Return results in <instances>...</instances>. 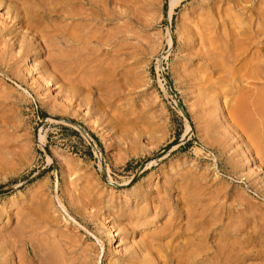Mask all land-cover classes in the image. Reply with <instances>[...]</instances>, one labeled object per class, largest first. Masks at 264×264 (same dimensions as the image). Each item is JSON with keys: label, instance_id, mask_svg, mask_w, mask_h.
<instances>
[{"label": "rangeland", "instance_id": "1", "mask_svg": "<svg viewBox=\"0 0 264 264\" xmlns=\"http://www.w3.org/2000/svg\"><path fill=\"white\" fill-rule=\"evenodd\" d=\"M169 1L0 0V264H264V0Z\"/></svg>", "mask_w": 264, "mask_h": 264}, {"label": "bare ground", "instance_id": "2", "mask_svg": "<svg viewBox=\"0 0 264 264\" xmlns=\"http://www.w3.org/2000/svg\"><path fill=\"white\" fill-rule=\"evenodd\" d=\"M8 1H11V0H8ZM18 1V0H17ZM38 2H39V5L40 6H38L39 8L38 9H32L31 11L29 10V11H27V10H25L24 11V15L22 16V17H20V13L19 12H17L16 14V17H18L19 18V23H21L22 25H32V27L34 26V25H36L37 23L35 22L36 20H37V18L38 17H47L48 15H52V17H55V18H58V17H60L61 19H62V21L63 20H69V25L68 26H70L71 27V33L68 35V42L70 43V44H77L76 42H78V41H80V39H81V35H78L77 33L78 32H76V31H78V30H80L82 27L83 28H85L84 26H83V24L86 22L87 23V25H85L86 26V32H88V31H92V29H90V25L92 24V26L94 25L95 26V24H93V23H96V22H98V21H100V22H103V24H107V23H110L111 22V20H112V16H111V14H110V10H108V9H106L105 8V6H106V4H108L109 3V1L110 0H100L101 2L103 1V4H105V5H103L104 7H100V5L98 4V3H100V1L98 2L97 0H37ZM178 1L179 0H170L169 2V7H170V9H169V14H170V12H171V9H172V7L175 5V4H177L178 3ZM16 2V1H15ZM22 2V1H21ZM102 5V4H101ZM47 6V7H46ZM52 6V7H51ZM57 14H60V15H57ZM100 18V19H97V18ZM49 18V17H48ZM84 22V23H83ZM34 24V25H33ZM91 26V27H92ZM30 27V26H29ZM37 27H39V24H38V26H36V28ZM43 27V26H42ZM31 28V27H30ZM33 28H35V26L33 27ZM87 28H89L90 30H88ZM32 29V28H31ZM38 29H40V28H38ZM82 30V29H81ZM37 32H39L38 30H36ZM83 32V31H82ZM40 33V32H39ZM42 33H44V32H42ZM89 33V32H88ZM87 33V34H88ZM36 34V33H35ZM81 34V33H80ZM86 34V33H85ZM86 34V35H87ZM90 34V33H89ZM93 34L94 33H92V36H93ZM84 35V34H83ZM86 35H85V37H86ZM91 35V34H90ZM88 36V35H87ZM34 37V36H33ZM89 37V36H88ZM86 39V38H85ZM23 42V41H22ZM208 42V41H207ZM202 44V43H201ZM213 45V44H212ZM235 45V44H234ZM24 46V45H23ZM75 46V45H74ZM206 46V45H205ZM203 47V46H202ZM211 47V46H210ZM26 48V47H25ZM29 49V48H28ZM215 50V49H214ZM32 51V50H31ZM210 51H211V49H210ZM212 53V52H211ZM212 56V55H211ZM214 56V55H213ZM204 57V56H203ZM217 57V56H216ZM237 57V56H236ZM205 59H207L206 58V56L204 57ZM205 61V60H204ZM208 61V60H207ZM255 61V60H254ZM75 62V61H74ZM70 64V63H69ZM75 64V63H74ZM247 65V64H246ZM250 65H251V63H250ZM249 65V66H250ZM211 67V69H213L212 71L214 72V71H216V70H214V68L216 69V63L215 64H211L210 65ZM219 67V66H218ZM252 67V66H251ZM246 68V67H245ZM254 67H252V69H253ZM257 68V67H256ZM223 69V68H222ZM230 69V68H229ZM225 70V69H224ZM236 70H238V69H236ZM249 70V69H248ZM218 71V70H217ZM227 71H229V70H227ZM241 71V70H240ZM250 71V70H249ZM254 71V70H253ZM220 72V71H219ZM222 72V71H221ZM225 72V71H224ZM255 72V71H254ZM223 73V72H222ZM242 73V72H241ZM240 73V74H241ZM248 73V72H247ZM217 74V73H216ZM235 74V73H234ZM239 74V73H238ZM241 76V75H240ZM249 76H251L252 78H255V77H257V76H259V73L257 74V73H253L252 72V75H249ZM262 76V75H261ZM247 76L245 75V77L244 78H246ZM263 78H264V75L262 76ZM258 78V77H257ZM259 79V78H258ZM71 80H73V78L71 79ZM259 81V80H258ZM260 81H262V80H260ZM251 84V83H250ZM249 85V84H248ZM259 85V84H258ZM251 86L252 85H250V86H248V87H246V88H244V91H246L247 92V94H248V91H251L252 90V88H251ZM261 86V85H260ZM241 87V86H240ZM258 86H253V88H257ZM259 88V87H258ZM263 89H264V86L262 87ZM262 88H260L261 90H262ZM242 90V89H241ZM256 91V90H255ZM258 91H259V89H258ZM254 92V94H256L255 95V98H254V94H252V95H249V97L248 98H251V99H248V98H246V96H245V94H244V98L242 97L241 99H240V97L242 96L241 94L240 95H238V96H240L239 97V101L238 102H235L236 104L238 103V105H236L237 106V108L236 109H233V107L235 108V106H233L232 107V110H234V111H231V110H229V111H231V113H232V115L234 114V113H237L238 115H240V116H238V117H240L239 119V122H244L243 124H240L239 122V124L241 125V126H245L244 128H245V132H247V134H248V132H250L252 135H255V133H257V131L253 134L252 133V131H253V129H254V125H252V126H250L251 124H252V122H249V121H251V119H250V114H251V112L250 111H248L247 110V108L249 109V105H245V103L247 104V101L248 100H250V102H251V100H252V102H251V104H252V106H253V112L255 113V114H257V115H263V117H264V90L263 91H260L261 93H259V92ZM243 92V91H242ZM241 92V93H242ZM250 93V92H249ZM243 94V93H242ZM247 95V96H248ZM252 96V97H251ZM247 99V100H246ZM237 100V99H236ZM249 102V103H250ZM250 104V105H251ZM233 105V104H232ZM251 108V107H250ZM250 110V109H249ZM247 111H248V113H247ZM230 113V112H229ZM230 113V114H231ZM230 114H229V117H230ZM252 116V115H251ZM232 117V116H231ZM238 117L237 116H235L234 118H236V120L238 119ZM241 117H242V121H241ZM257 117H260V116H257ZM253 119H254V117H252ZM231 119V118H230ZM233 121V120H232ZM256 122H257V125H258V121L257 120H255ZM263 121H264V119H263ZM238 123H237V125H238ZM235 125H236V122H235ZM263 125V124H262ZM238 129V128H237ZM256 129H258V128H256ZM236 130V129H235ZM241 130V129H240ZM240 130L238 131V132H240ZM243 130V129H242ZM255 131V130H254ZM259 131H261V130H259ZM258 131V132H259ZM244 132V133H245ZM241 133H242V131H241ZM263 133V132H262ZM243 134V133H242ZM241 134V135H242ZM250 134V135H251ZM246 135V134H245ZM249 135V136H250ZM251 135V136H252ZM264 135V134H263ZM260 136V135H259ZM242 137V136H241ZM247 137V136H246ZM248 139V138H247ZM246 139V140H247ZM251 139V138H250ZM257 140H258V138H257ZM254 145V144H253ZM246 146V145H245ZM248 146V145H247ZM263 146V145H262ZM256 147V146H255ZM263 148V147H262ZM256 150V149H255ZM258 151H260V149L258 150ZM264 151V150H263ZM251 153V152H250ZM257 155L259 154V153H256ZM255 157V156H254ZM256 158V157H255ZM259 158V157H258ZM263 158V157H262ZM256 160V159H255ZM262 161V160H261ZM242 178V177H241ZM253 187V186H252ZM182 204H184V203H182ZM249 206V205H248ZM250 209V208H249ZM182 211V210H181ZM185 212V211H184ZM215 219V218H214ZM263 220V219H262ZM211 221V220H210ZM244 221V220H243ZM208 222V221H207ZM214 222V221H213ZM247 222H248V220H247ZM243 224V223H242ZM264 225V224H263ZM262 233V232H261ZM225 239V238H224ZM249 242V241H248ZM228 245V244H227ZM185 248V247H184ZM190 250V249H189ZM188 249L186 250L187 252H190ZM203 250V249H202ZM218 250V249H217ZM240 251V250H239ZM170 253H172V255H173V252H170ZM174 253H176V252H174ZM191 253H193V252H191ZM195 253V252H194ZM142 255V254H141ZM156 255H158V254H156ZM171 255V254H170ZM187 255V254H186ZM220 255V254H219ZM18 256H19V254H18ZM33 256V255H32ZM159 257L161 256L160 254L158 255ZM222 256V255H221ZM141 257V256H140ZM139 257V258H140ZM172 257V256H171ZM179 257V256H178ZM185 257V256H184ZM187 257V256H186ZM185 257V258H186ZM20 259V258H19ZM29 259H32L31 257H29ZM161 259V258H160ZM164 259V258H163ZM173 259V258H172ZM188 259V258H187ZM198 259V258H197ZM223 259V258H222ZM231 259V258H230ZM21 260V259H20ZM28 260V259H27ZM129 260V259H128ZM155 260V259H154ZM153 260V261H154ZM182 260V259H181ZM181 260H180V264H181ZM221 260V259H220ZM19 262V261H18ZM17 262V263H18ZM20 262H22V261H20ZM31 261H29V263H30ZM129 262V261H128ZM150 262V261H149ZM176 262V261H175ZM143 263V262H142ZM151 263V262H150ZM171 263V262H170ZM179 262H178V260H177V262L175 263V264H178ZM32 264V263H31ZM129 264H132V262L130 261V263ZM133 264H139V263H134L133 262ZM144 264V263H143ZM152 264V263H151Z\"/></svg>", "mask_w": 264, "mask_h": 264}, {"label": "built area", "instance_id": "3", "mask_svg": "<svg viewBox=\"0 0 264 264\" xmlns=\"http://www.w3.org/2000/svg\"><path fill=\"white\" fill-rule=\"evenodd\" d=\"M158 80L162 84V87L164 88V86H166L167 83L164 68H162V71L160 72V74H158Z\"/></svg>", "mask_w": 264, "mask_h": 264}]
</instances>
